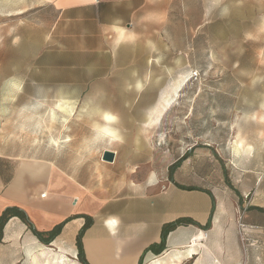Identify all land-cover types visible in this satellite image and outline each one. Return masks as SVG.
Listing matches in <instances>:
<instances>
[{"label": "crops", "instance_id": "0c3cea01", "mask_svg": "<svg viewBox=\"0 0 264 264\" xmlns=\"http://www.w3.org/2000/svg\"><path fill=\"white\" fill-rule=\"evenodd\" d=\"M46 3L54 11L52 20L37 24L36 39L24 37L18 52L5 59L10 69L5 79L18 85L12 94L21 97L98 95L107 103L116 96L123 105L115 114L117 135L95 141L115 145L102 148L113 151L114 159L92 156L78 165L71 149L52 152L45 146L21 158L0 152V215L17 207L37 231L58 228L45 243L12 216L0 243L7 250L24 240L40 244L48 259L43 264H59L61 257L75 261L76 235L89 222L81 237L89 264H264V205L247 203L243 179L239 187L231 186L220 174L226 169L240 176L243 170L232 163L223 170L206 143L191 148L170 176L173 161L158 160L157 137L143 131L156 123H143L151 105L141 100L125 105L127 97L131 102L146 95L136 87L143 78L133 65L151 60L135 59L138 42L128 21L135 20L138 6L132 0H44L36 7ZM119 30L123 38H117ZM29 87L34 91L27 93ZM75 138L49 135L38 142L59 145ZM17 159L22 161L13 167ZM182 218L194 223L169 230L159 248L162 227ZM254 232L261 239L256 248L248 243Z\"/></svg>", "mask_w": 264, "mask_h": 264}, {"label": "rangeland", "instance_id": "374dc122", "mask_svg": "<svg viewBox=\"0 0 264 264\" xmlns=\"http://www.w3.org/2000/svg\"><path fill=\"white\" fill-rule=\"evenodd\" d=\"M132 1L138 6L135 20L128 21L138 42L135 59L156 61L133 65L143 78L146 95L131 102L127 97L125 105L140 100L144 106L155 104V126L143 131L157 137L153 151L158 160L165 165L180 163L191 148L207 143L223 170L230 163L243 170L237 176L225 169L220 173L225 181L239 187L243 179L247 203L264 205V0ZM43 2L0 0V152L21 158L36 155L43 146L52 152L71 149L79 165L92 156L101 158L102 148L115 146L95 141L104 135L102 113H122L123 105L116 96L106 103L98 95L30 98L12 94L18 85L5 79L10 71L5 59L18 52L15 47L24 37L36 39L37 24L52 20L51 5L36 7ZM101 106L110 111H100ZM59 134L72 135L75 142H38L43 136ZM241 137L252 146L250 151L238 148ZM8 139L12 143H1ZM21 161L15 160L13 167ZM256 235L260 233L254 232L248 242L253 248L261 240ZM41 247L24 240L7 250L0 243V264L47 263ZM62 258L59 264H80L77 259Z\"/></svg>", "mask_w": 264, "mask_h": 264}, {"label": "trees", "instance_id": "16d2710c", "mask_svg": "<svg viewBox=\"0 0 264 264\" xmlns=\"http://www.w3.org/2000/svg\"><path fill=\"white\" fill-rule=\"evenodd\" d=\"M186 155V154H185ZM183 155V157H185ZM179 164V161H176L173 165H171L169 174L171 176L172 171L175 169V167ZM180 187H183L182 185H179ZM12 216H18L20 219H22L26 224H28L29 228L33 231V233L37 236V238L45 243H48L57 233H58V228H54L51 231L48 232H40L34 229V227L31 225V223L28 221L27 217L25 216L24 212L19 210L17 207H7L2 214L0 215V238L2 235V230L7 222V220L12 217ZM194 223V221L186 218L178 219L173 222L167 223L162 227L161 231V243L158 246L159 248H162L164 244V240L166 238V235L169 230L172 228L176 227L179 224L182 223ZM89 225V222L84 223L79 232L76 235V246H77V260L81 264H89L87 259L85 258L83 247H82V242H81V237L83 234L84 229Z\"/></svg>", "mask_w": 264, "mask_h": 264}, {"label": "bare ground", "instance_id": "6f19581e", "mask_svg": "<svg viewBox=\"0 0 264 264\" xmlns=\"http://www.w3.org/2000/svg\"><path fill=\"white\" fill-rule=\"evenodd\" d=\"M117 38H123L124 36V32L123 30H119L118 34H117ZM156 59V58H155ZM150 62H152V59L149 60ZM151 65V64H150ZM148 76V75H147ZM147 79V78H146ZM146 79H145V82H146ZM190 78H187L186 80H189ZM180 84H178L179 86ZM136 87L139 88L140 90H143V82L141 81H137L136 82ZM163 93V92H162ZM60 109H63V107L61 106V104H59L58 106ZM156 107H155V104L151 105L149 108H147V112H146V115L145 117L143 118V123H147V122H150L153 120V117H154V112H158L156 111ZM159 115V114H158ZM102 120H103V124L101 126V130L104 134L108 135V136H112V137H115L117 135L116 131H115V128H114V124L117 122L118 118L110 113V112H107V111H104L102 113ZM143 124V125H144ZM237 146L238 148L240 149H244L246 151H250L252 146L250 144H247L245 143L243 140H242V137L241 139L237 140ZM63 259V258H62ZM60 261V260H59ZM62 261V260H61ZM48 262V261H47ZM62 264V263H61ZM64 264V262H63Z\"/></svg>", "mask_w": 264, "mask_h": 264}, {"label": "water", "instance_id": "95a60500", "mask_svg": "<svg viewBox=\"0 0 264 264\" xmlns=\"http://www.w3.org/2000/svg\"><path fill=\"white\" fill-rule=\"evenodd\" d=\"M101 159L102 160H105V161H113V159H114V152L113 151H110V150H104L102 152Z\"/></svg>", "mask_w": 264, "mask_h": 264}, {"label": "built area", "instance_id": "2783aa9c", "mask_svg": "<svg viewBox=\"0 0 264 264\" xmlns=\"http://www.w3.org/2000/svg\"><path fill=\"white\" fill-rule=\"evenodd\" d=\"M45 193H42L41 196L44 197Z\"/></svg>", "mask_w": 264, "mask_h": 264}]
</instances>
